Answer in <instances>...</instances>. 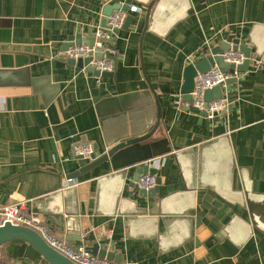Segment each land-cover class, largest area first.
<instances>
[{
	"label": "crops",
	"instance_id": "1",
	"mask_svg": "<svg viewBox=\"0 0 264 264\" xmlns=\"http://www.w3.org/2000/svg\"><path fill=\"white\" fill-rule=\"evenodd\" d=\"M118 1L140 10L111 43L114 74L71 64L69 37L94 40L105 4ZM148 1L0 0V205L21 203L55 235L99 243L120 264H264V0H162L143 36ZM223 42L255 54L224 88L230 111L178 109L185 67ZM149 82L163 108L154 137L171 149L155 198L169 214L128 220L110 163L65 180L89 162L76 143L103 148L105 137L152 127L154 109L141 122L128 112L155 101ZM118 99L129 104L113 113ZM140 165L128 169L124 196ZM0 264L49 263L15 239L0 245Z\"/></svg>",
	"mask_w": 264,
	"mask_h": 264
},
{
	"label": "water",
	"instance_id": "2",
	"mask_svg": "<svg viewBox=\"0 0 264 264\" xmlns=\"http://www.w3.org/2000/svg\"><path fill=\"white\" fill-rule=\"evenodd\" d=\"M160 1L162 0L148 1L149 3L147 5L143 36L149 26L151 17L154 20V18L157 16L155 5ZM120 8L123 10H128L129 4L122 3L121 1H118L116 3L105 4L103 8V14L105 15V19L102 22V26H105L107 24L106 16H109L113 12V10ZM134 19L135 16L133 14H129L124 22L123 29H128ZM115 33L118 34L119 29H116ZM114 39L115 38H113V40ZM73 41L78 43L84 41L88 42L90 45L94 44V40H89L82 37L81 34H76L71 35L69 37L68 41L65 43V49H67V47L71 43H73ZM111 47L113 49H116V45H111ZM232 47L234 49L242 50L247 57V59L238 66H235V64H228L223 61V57L220 54H222L226 49L231 48V43L223 42L220 45L212 48L206 55L196 59L185 67L184 82L180 91L185 100L191 101V92L194 88L195 76L198 72H206L216 64H218L222 71L230 72L231 74H235L236 69L239 71H243L249 68L251 59L255 58V54L251 51V47L246 45H240L238 42L235 43ZM97 56H101V54H97ZM108 56L112 59H115L114 55L108 54ZM90 60L91 57L85 60H80L77 63L74 59H69V62L73 65H76L78 68H82L84 65L88 64ZM116 68L117 64L114 66V69L112 71H104L100 73L98 69H95L94 67L90 66L88 67V71L93 72L98 76L100 75L105 77L112 76ZM233 81H236V77H231L227 81V83L229 84ZM150 88L151 93L155 97V101L153 99L150 100V107L147 106L145 102H143L140 106L134 107L133 109H129L128 112L129 114L132 113L133 115H135V117L138 116L137 121L141 122L142 116L148 113L150 109H154V120L156 118V121H153L154 123H152V127H150L151 125L149 126V129H140L139 127L135 130L134 133L124 134L123 136L121 135L116 139L105 137L103 148L97 141H93V153L91 154V158L88 159L89 162L69 175L70 178H77L98 166H101L105 163H110V166L116 172L115 176L119 179V186L117 189V194L115 195V202L116 204L119 203L120 210L122 211V213L127 215L128 220H146L149 219L147 217L148 214L154 215L158 214L159 212L164 215L169 214V208L166 207L167 200L165 198L155 199L160 192V186L162 183L161 169L155 166H151L148 163V160L157 158L163 154L168 153L171 150L168 145V140L166 138L154 137L155 132L159 127V124L163 117V108L159 97L151 83ZM223 97L224 88H222L221 86H216L207 90L205 95L207 101L220 99ZM115 103L116 105L111 109V112L113 113L119 111L120 113H122L123 111L121 110L126 109L129 104L127 99L124 101L118 99ZM230 109V106L224 108L222 115H226L227 111H230ZM191 110L207 115L206 111H199L196 108H192ZM79 157L84 158L83 156ZM138 164L141 165L133 173L127 185L129 196H124L122 194V191L124 189V183L128 174V169ZM145 173L155 175L157 179V184L153 188H150L148 190L141 188L137 183L139 177ZM135 193H137V196H134L133 199L132 196ZM150 202L151 207L149 208L148 206ZM163 220H165L164 217ZM15 239L24 240L30 243L37 249V251L42 254V256L49 264H77L70 258L65 256L63 253L59 252L51 245H49V243L35 229L25 225L13 224L9 221L0 224V245ZM82 244L83 239L79 237V241L76 243V246H81ZM87 248L93 254L98 255L100 257H107L111 260H115L116 262H119L121 260L119 255H116V253L110 252L106 248L101 247L99 243H94L93 245Z\"/></svg>",
	"mask_w": 264,
	"mask_h": 264
},
{
	"label": "built area",
	"instance_id": "3",
	"mask_svg": "<svg viewBox=\"0 0 264 264\" xmlns=\"http://www.w3.org/2000/svg\"><path fill=\"white\" fill-rule=\"evenodd\" d=\"M140 8L137 5L129 6L128 10L115 9L107 18V24L103 27H98L94 44L90 45L88 42H75L71 43L67 49L63 52L66 59H74L77 63L80 60H85L91 57L88 64L84 65L81 69L88 71V67L92 66L98 69L100 73L104 71H112L114 69L113 59L108 56L112 49L111 43L115 37L116 29H120L125 22L126 16L129 11H139ZM231 43V48L226 49L222 54L223 61L228 64H235L238 66L243 63L247 57L245 53L240 49H234ZM101 54V56H97ZM238 74L236 69L235 74L230 72H224L220 69L218 64L211 67L206 72H198L195 76V85L191 92V101L182 98L180 100V106L178 109L191 110L196 108L199 111H206L209 117H215L227 107L229 101L225 96L220 99H214L207 101L205 98L206 91L216 86L225 88L227 81ZM100 77V75H99ZM73 151L77 156H83L86 159L91 158L93 153V145L91 142L76 143L73 147ZM165 156L161 155L157 158L148 160L149 165L160 167L164 164ZM72 178H66L65 184L70 185L73 183ZM137 183L141 188L150 189L157 184L155 175L150 173L142 174ZM11 222L17 225H25L38 231L42 237L53 248L63 253L77 264H120L107 257H100L93 254L87 247L74 246L65 237L57 236L52 233L45 222L40 217L33 213H27L23 210L21 203H11L7 205H0V224L5 222Z\"/></svg>",
	"mask_w": 264,
	"mask_h": 264
},
{
	"label": "rangeland",
	"instance_id": "4",
	"mask_svg": "<svg viewBox=\"0 0 264 264\" xmlns=\"http://www.w3.org/2000/svg\"><path fill=\"white\" fill-rule=\"evenodd\" d=\"M205 48H207V47H204V48L201 49V54H202V55H203L204 52H205Z\"/></svg>",
	"mask_w": 264,
	"mask_h": 264
}]
</instances>
